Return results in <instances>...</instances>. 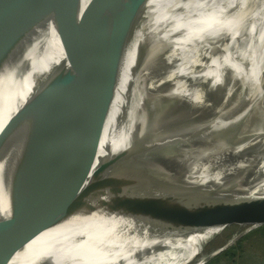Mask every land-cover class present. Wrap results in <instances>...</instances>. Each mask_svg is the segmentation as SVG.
Instances as JSON below:
<instances>
[{"label":"bare ground","instance_id":"bare-ground-1","mask_svg":"<svg viewBox=\"0 0 264 264\" xmlns=\"http://www.w3.org/2000/svg\"><path fill=\"white\" fill-rule=\"evenodd\" d=\"M148 8L158 26L147 35L138 34L127 48L70 62L49 21L0 73V225L12 214L11 183L13 190H20L29 176H48L36 192L46 190L58 172L76 169L95 154L112 156L80 184L117 211L115 216L46 217L37 223L40 232H21L12 242L6 264L190 261L203 246L198 243L218 235L237 215L223 227L195 230L169 228L144 217H165L175 206L200 212L223 199L264 197V135L241 134L227 121H204L200 128L168 136H160L161 130L143 135L124 118L129 96L146 77L173 85L172 92L182 98L177 107L198 101L211 81L220 83L227 74L232 82L242 79L254 87L258 95L264 82V0H149ZM54 81L58 85L51 89ZM110 99L105 130L97 143L89 144L84 125L93 119L92 113L97 123L100 117L92 105ZM81 102L87 104L88 114L77 138L70 129L77 125ZM59 118L68 124L62 123L58 132L49 129ZM13 122L17 124L12 129ZM67 129L64 150L58 138ZM212 134L219 137L220 149L213 140L206 145ZM247 137L251 140L238 144ZM165 201L168 207L161 212Z\"/></svg>","mask_w":264,"mask_h":264},{"label":"water","instance_id":"water-1","mask_svg":"<svg viewBox=\"0 0 264 264\" xmlns=\"http://www.w3.org/2000/svg\"><path fill=\"white\" fill-rule=\"evenodd\" d=\"M148 1L89 0L86 5H83V0H0V73L14 62L29 39L44 23L49 21L53 22L65 56L70 62L127 48L136 32L147 35V32L158 26L155 20H151L152 14L149 12ZM57 85L58 83L54 81L51 89L56 88ZM74 92L75 96H78L79 89ZM111 103L110 99L107 103L99 101L95 104L96 106L92 105L93 111L97 108L100 117L97 123L93 120L96 117L92 113L91 118L93 119L89 120V124L84 125L87 126L86 141L89 144L97 143L100 133L104 131L103 125ZM79 104L81 112L75 120L77 125L70 129L73 130V134L77 138H80L83 133L80 130H82L83 120L88 114L87 104L82 102ZM101 105L103 106L101 107ZM28 108L30 106L24 110L27 111ZM18 117H20L19 114ZM41 123L42 121L39 124ZM62 123L68 124L64 119H53L48 128L56 127L55 131L58 132L57 128H60ZM15 124L17 122L11 123L12 129ZM30 132V135H34L33 131ZM60 136L58 140L63 143L60 147L65 150L68 145L64 142V137L70 136V131L67 129L65 133H60ZM111 156V153H107L101 158L100 154H95L92 158L82 162L76 169L58 172L51 178L52 181H55L53 186L43 191L36 192V189L48 181V176L38 175L35 179L29 176L23 185L18 186L20 190L17 187L16 190H13L11 183L9 201L12 214L0 225V264H6V253L21 232H40L37 223L46 217L58 215L68 217L76 213L115 216L117 211L114 208L95 199L91 189L80 184V181L97 164L101 161L107 162ZM53 158L54 155L49 160H53ZM34 161L32 159V162ZM167 207L168 201H165L161 206V212L166 211ZM196 211L188 206L179 208L175 206L172 212L165 217L145 216L144 218L156 224L181 230L223 227L234 215L259 221L261 225L255 227L264 226V197L223 199L209 208L200 212ZM234 221L238 222L237 219ZM208 240L198 243V246H205ZM228 243L215 251L220 252L229 245ZM198 263L203 264V261Z\"/></svg>","mask_w":264,"mask_h":264},{"label":"rangeland","instance_id":"rangeland-1","mask_svg":"<svg viewBox=\"0 0 264 264\" xmlns=\"http://www.w3.org/2000/svg\"><path fill=\"white\" fill-rule=\"evenodd\" d=\"M138 34L136 32L133 39ZM152 59H155V57ZM228 76L220 83L211 81L209 89H204L198 95L196 99L198 101H185L183 107H177V102L182 98L172 92L173 85L156 84L153 81L157 78L149 80L150 78L146 77L134 87L133 93L129 96L126 117H124L125 124L127 126L133 125L132 128L135 129V132L143 135L161 130L162 135L160 136H168V134L172 135L174 132L192 131L195 128H200L202 126L199 124L204 123V121L207 122L206 124L215 121H227L233 125L235 131L241 134H255L254 138L264 135V133L257 134L258 131L264 130V82L260 88V93L257 95L258 90H255L254 87H248L242 79L232 82L231 77ZM109 111L105 118L103 130L106 127ZM208 114H210V117L205 119ZM204 126L206 125L204 124ZM227 137H230L229 134ZM210 140H213L216 143H214L215 147L220 149V139L216 134L209 136L206 145ZM250 140L251 137H247L238 144ZM155 143L158 144V141ZM234 189L235 187L231 188V190ZM244 191L246 190L240 189L239 192ZM234 219H237L238 222H235ZM258 225H261L259 221L237 215L218 235L213 239H209L193 259L186 261L180 258L177 262L179 264L181 262L182 264H194L195 262L201 264L198 262L203 261L204 264L218 253L215 250L219 246H224L226 242H229L228 246H230L244 237L242 240L244 251L237 257V260H226V264H264V237L260 230L262 227H255ZM232 233L234 234L230 238H225ZM177 262L176 264H178Z\"/></svg>","mask_w":264,"mask_h":264},{"label":"trees","instance_id":"trees-1","mask_svg":"<svg viewBox=\"0 0 264 264\" xmlns=\"http://www.w3.org/2000/svg\"><path fill=\"white\" fill-rule=\"evenodd\" d=\"M260 230H261L262 236L264 237V226H262V228H260ZM234 233L230 234L229 236H227L225 238H230ZM245 237H246V235H245ZM243 239H244V237L242 239L238 240L237 242L233 243L232 245L224 248L223 250L218 252L216 255H214L212 258H210L204 264H222V263L226 264V260H232V261L237 260V257L240 256L242 254V252L244 251L243 243H242ZM226 243H228V242H226ZM221 246H223V245H221ZM221 246H219V247H221Z\"/></svg>","mask_w":264,"mask_h":264}]
</instances>
